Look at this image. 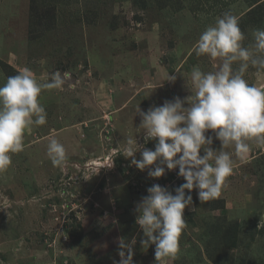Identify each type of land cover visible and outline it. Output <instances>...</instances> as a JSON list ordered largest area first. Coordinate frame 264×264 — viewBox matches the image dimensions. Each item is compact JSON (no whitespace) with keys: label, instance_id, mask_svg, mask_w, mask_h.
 <instances>
[{"label":"rangeland","instance_id":"1","mask_svg":"<svg viewBox=\"0 0 264 264\" xmlns=\"http://www.w3.org/2000/svg\"><path fill=\"white\" fill-rule=\"evenodd\" d=\"M251 4L0 0V86L23 67L38 83L56 71L69 74L62 90H42L46 124L26 132L24 150L0 172V264H114L118 239L133 236V264H156L154 246L140 247L135 205L153 184L173 191L184 181L178 169L150 179L147 169L130 166L122 148L136 135L154 150L155 141L145 143L138 129V106L146 112L185 99L194 94L193 67L215 70L219 60L197 56L194 47L216 18L237 16L242 44L251 45L253 30L264 28V17L255 24L254 13L247 14ZM167 74L175 81H165ZM244 78L264 88L254 67ZM206 135L219 150L214 134ZM49 136L66 149L63 169L46 155ZM249 143L243 159L225 149L233 153L234 171L218 198L203 203L197 190L190 193L180 251L168 264H264V147Z\"/></svg>","mask_w":264,"mask_h":264},{"label":"clouds","instance_id":"2","mask_svg":"<svg viewBox=\"0 0 264 264\" xmlns=\"http://www.w3.org/2000/svg\"><path fill=\"white\" fill-rule=\"evenodd\" d=\"M252 37L251 45L244 46L238 17L225 13L216 18L194 47L197 56L219 60L215 70L203 72L193 67L194 94L165 100L146 112L139 106L136 110L141 118L138 129H142L145 143L155 141L154 150L138 144L135 135L125 141L123 157L137 170L147 169L150 179L178 169L177 175L184 181L173 191L153 184L135 205V224L142 233L140 247L146 251L154 246L156 264H168L180 251L179 239L187 227L184 210L192 204L193 189L203 203L220 196L234 171L233 153L225 149H234L243 159L251 151L250 141L264 147V88L244 78L250 66L257 76L264 77V28L254 29ZM68 77V73L56 71L38 83L32 70L23 67L0 86V172L10 167L13 154L24 150L26 132L34 125L46 124L47 113L39 102L42 90H62ZM175 79L167 74L165 81ZM209 132L220 142L219 150L211 147ZM46 155L53 166H67L66 149L54 136L48 138ZM117 244L119 260L114 264H133L137 237H120Z\"/></svg>","mask_w":264,"mask_h":264},{"label":"trees","instance_id":"3","mask_svg":"<svg viewBox=\"0 0 264 264\" xmlns=\"http://www.w3.org/2000/svg\"><path fill=\"white\" fill-rule=\"evenodd\" d=\"M249 0H247L248 2ZM252 4L249 6L247 14L254 13V23L257 24V21H260L264 17V0H250ZM257 20V21H255Z\"/></svg>","mask_w":264,"mask_h":264}]
</instances>
